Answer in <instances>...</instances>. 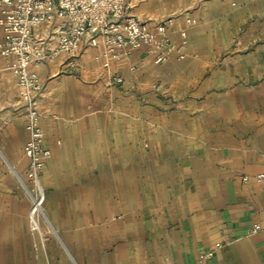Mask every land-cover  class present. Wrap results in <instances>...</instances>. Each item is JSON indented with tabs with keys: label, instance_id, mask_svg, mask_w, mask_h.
Listing matches in <instances>:
<instances>
[{
	"label": "crops",
	"instance_id": "obj_1",
	"mask_svg": "<svg viewBox=\"0 0 264 264\" xmlns=\"http://www.w3.org/2000/svg\"><path fill=\"white\" fill-rule=\"evenodd\" d=\"M128 7L187 44L157 64L87 38L29 67L50 152L37 232L25 110L0 59V264H264V0Z\"/></svg>",
	"mask_w": 264,
	"mask_h": 264
},
{
	"label": "built area",
	"instance_id": "obj_2",
	"mask_svg": "<svg viewBox=\"0 0 264 264\" xmlns=\"http://www.w3.org/2000/svg\"><path fill=\"white\" fill-rule=\"evenodd\" d=\"M129 0H0V59L15 82L17 96L24 112L29 139L24 147L28 164L25 173L30 183L31 205L29 226L39 231L43 216L45 190L41 177L50 152L44 146L39 126L36 99L41 83L29 67L60 54L76 56L87 38H100L108 52L121 50L126 54L144 47L155 63L164 64L168 56L187 44L185 31L180 32L179 45L167 36L170 20L150 24L128 15ZM65 18L66 31L57 29L47 37L40 35L43 26ZM194 22V21H189ZM3 69L0 67V73ZM120 81V79H118ZM259 230L253 227V232Z\"/></svg>",
	"mask_w": 264,
	"mask_h": 264
},
{
	"label": "rangeland",
	"instance_id": "obj_3",
	"mask_svg": "<svg viewBox=\"0 0 264 264\" xmlns=\"http://www.w3.org/2000/svg\"><path fill=\"white\" fill-rule=\"evenodd\" d=\"M171 2H174V1H171ZM183 2V1H182ZM181 1H180V3H182ZM26 183H28L29 185H30V183L28 182V181H26ZM31 186V185H30Z\"/></svg>",
	"mask_w": 264,
	"mask_h": 264
}]
</instances>
